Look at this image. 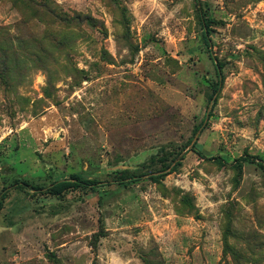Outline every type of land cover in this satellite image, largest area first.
<instances>
[{
  "label": "rangeland",
  "instance_id": "obj_1",
  "mask_svg": "<svg viewBox=\"0 0 264 264\" xmlns=\"http://www.w3.org/2000/svg\"><path fill=\"white\" fill-rule=\"evenodd\" d=\"M33 1L0 0V264H264V0H200L201 156L196 0Z\"/></svg>",
  "mask_w": 264,
  "mask_h": 264
},
{
  "label": "trees",
  "instance_id": "obj_2",
  "mask_svg": "<svg viewBox=\"0 0 264 264\" xmlns=\"http://www.w3.org/2000/svg\"><path fill=\"white\" fill-rule=\"evenodd\" d=\"M26 2L30 3L32 2L35 4L33 0H26ZM197 4V10H198V17H199V23L201 26L202 30V35L204 42L206 46L209 49L210 53V59L213 61L216 69V74L218 77V82L213 90L212 95L210 96L209 99V107L208 109L210 110L208 114H205L204 119L202 123L199 126H196L194 129V134L193 137L191 138V142L193 141L194 135H196L197 132H199L201 129H203L204 125H206L205 121L209 118V115H211V110L213 109L217 98H218V93L222 87L223 84V75H222V65L219 63L217 56L215 55V52L213 50V43L211 41V20L208 18L206 15V12L203 10L201 6L200 0H196ZM42 7H45L47 9V6L45 4L42 5ZM199 146L197 143H194L192 145L191 151L199 154L201 156V152L198 150ZM158 160L161 164V168L159 170H155L152 172H149L147 174H138L136 172H132L130 170H122V171H116L112 173V179L111 181H97V180H87V179H82L79 176L73 175L71 176L70 180H61L54 182L51 184L49 187L45 188L47 191V195H52V196H58L62 194L63 192L72 189V188H89L91 190H95L101 186H110L114 184H128V183H134L136 181H139L143 178H148L149 180L152 181H159L162 177H166L167 175L173 173L176 171L177 167L180 165L181 160L184 159V156L177 162L178 156L174 157L173 159H170L169 153L165 151V149H161L160 152L158 153ZM251 158L250 157H244L238 160L239 163V168L241 169L244 163L250 162ZM254 163V162H252ZM14 186H16L18 189H26L28 185L26 183H16ZM40 190V189H38ZM7 197L6 193H3L0 196V203L2 200H4Z\"/></svg>",
  "mask_w": 264,
  "mask_h": 264
},
{
  "label": "water",
  "instance_id": "obj_3",
  "mask_svg": "<svg viewBox=\"0 0 264 264\" xmlns=\"http://www.w3.org/2000/svg\"><path fill=\"white\" fill-rule=\"evenodd\" d=\"M195 143V139L193 140V144Z\"/></svg>",
  "mask_w": 264,
  "mask_h": 264
}]
</instances>
